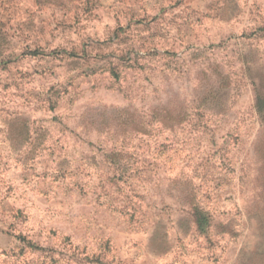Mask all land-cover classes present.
Here are the masks:
<instances>
[{"label": "rangeland", "instance_id": "374dc122", "mask_svg": "<svg viewBox=\"0 0 264 264\" xmlns=\"http://www.w3.org/2000/svg\"><path fill=\"white\" fill-rule=\"evenodd\" d=\"M0 264H264V0H0Z\"/></svg>", "mask_w": 264, "mask_h": 264}, {"label": "trees", "instance_id": "16d2710c", "mask_svg": "<svg viewBox=\"0 0 264 264\" xmlns=\"http://www.w3.org/2000/svg\"><path fill=\"white\" fill-rule=\"evenodd\" d=\"M259 102H260V99H259ZM259 108H260V106H259ZM259 112H261L260 109H259ZM195 216H196V222H197L199 228L201 230H205L206 227L209 224V217H208V215L206 213H204L203 211L197 209L196 212H195Z\"/></svg>", "mask_w": 264, "mask_h": 264}]
</instances>
